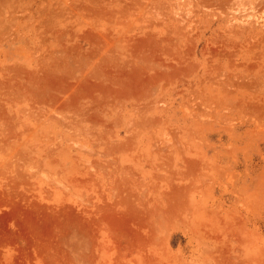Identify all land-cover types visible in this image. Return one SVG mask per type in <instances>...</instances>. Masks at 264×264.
Returning <instances> with one entry per match:
<instances>
[{"label":"rangeland","instance_id":"1","mask_svg":"<svg viewBox=\"0 0 264 264\" xmlns=\"http://www.w3.org/2000/svg\"><path fill=\"white\" fill-rule=\"evenodd\" d=\"M0 264H264V0H0Z\"/></svg>","mask_w":264,"mask_h":264}]
</instances>
